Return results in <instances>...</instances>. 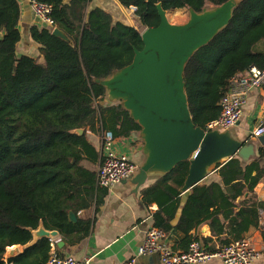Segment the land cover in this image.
<instances>
[{"label":"trees","instance_id":"trees-1","mask_svg":"<svg viewBox=\"0 0 264 264\" xmlns=\"http://www.w3.org/2000/svg\"><path fill=\"white\" fill-rule=\"evenodd\" d=\"M30 1L50 6L54 27L70 43L53 36L50 27L34 25L29 33L43 63L18 56L20 7L16 0H0V264H46L51 241L45 238L13 258H4L8 247L27 245L40 224L57 231L68 247L90 234L95 217L82 219L79 213L89 208L96 213L106 191L96 185V173L84 165L95 166L100 160L86 132L109 131L114 139H127L140 131L121 105L101 104L106 91L95 80L132 62L134 51L142 49L140 29L159 24L156 6L165 12L200 13L228 0H117L126 10L134 8L133 24L90 8L92 0ZM263 46L264 0H241L228 25L185 65L184 91L195 127L204 128L218 118L231 78L252 66L264 70ZM77 129L84 133H72ZM263 160L264 144L247 162L237 157L223 162L212 171L220 181L195 186L182 206L180 190L189 164L178 163L141 187L143 205L157 206L152 227L173 234L184 250L198 242L214 251L208 245L211 238L191 235L202 224L214 238L225 235L221 247L244 239L251 228H258L259 210H264V202L253 194L264 180ZM234 192L248 197L237 202L229 196ZM69 212L76 222H70ZM176 214L179 218L172 226ZM261 235L264 241V229Z\"/></svg>","mask_w":264,"mask_h":264},{"label":"water","instance_id":"water-1","mask_svg":"<svg viewBox=\"0 0 264 264\" xmlns=\"http://www.w3.org/2000/svg\"><path fill=\"white\" fill-rule=\"evenodd\" d=\"M240 1L228 0L218 7H205L200 13L189 9V20L182 25H171L158 4L159 24L140 34L142 49L134 51L132 62L105 79L95 80L106 91L101 104L118 103L140 127L144 161L135 175L127 179L135 192L148 179L167 174L178 163L187 161L188 172L180 190L182 206L192 189L203 183L215 167L232 157L247 162L256 156L257 148L249 139L239 141L230 130L205 132L195 127L184 91L183 72L187 61L228 25L233 8ZM52 35L70 43L57 28H53ZM72 133L82 135L84 130ZM257 140L263 145L264 135ZM68 214L70 222H76L74 214ZM42 238L57 240L58 249L64 246L57 231H47L40 224L32 231V240L22 248ZM17 255L18 246L5 251L6 258Z\"/></svg>","mask_w":264,"mask_h":264},{"label":"crops","instance_id":"crops-1","mask_svg":"<svg viewBox=\"0 0 264 264\" xmlns=\"http://www.w3.org/2000/svg\"><path fill=\"white\" fill-rule=\"evenodd\" d=\"M16 1L20 7L18 22L20 42L17 45L16 53L18 56L23 55L32 57L37 63L42 64L43 57L40 55L39 46L31 40L29 33L32 26L38 25L37 20L33 17L29 8L30 0ZM95 7L109 12L115 20L121 22H124L123 17L129 18L127 13L130 15L133 14V8L129 9V11L124 9L117 0H92L90 8ZM262 121H264V86L249 93L242 108L240 121L234 128L230 129V132L237 140L242 141L249 139L248 141L252 142L255 148H258L261 144L258 142V138L251 137V132ZM86 138L99 154L100 134L86 132ZM142 146L143 144L138 133H133L127 139H116L115 141V151L126 155L132 162L138 165V167H140L144 161V155L141 152ZM261 162L264 163V160ZM84 165L97 173L99 163L95 166H90L87 163ZM154 178H150L146 181L144 187L153 182ZM219 181L215 173L209 174L205 180L207 183ZM143 188H139L138 191L135 192L134 186L131 185L130 181L126 180L125 182V180H123L113 185L111 188L105 189L106 192L103 202L96 213L93 208L83 210L79 213V217L82 219L95 217V222L88 237L80 244L73 247H68L64 244L61 249H58L55 246L56 253L62 256L71 255L76 264H83L87 259H89V264H124L129 258L134 257L137 248L144 240L147 230L154 228L152 227L151 215L157 210L155 204L150 207H145L143 205L140 196ZM253 194L257 201L264 202V180H261L257 184ZM229 196L236 198L237 202L248 197L247 194H244L243 197H238L237 192ZM178 218L179 214H176L171 222L172 226L177 224ZM258 225V228H251L244 235V239H248L251 246L259 254V264H264V241L261 235V230L264 229V210H259ZM191 235L197 238H211L212 241L208 243V245L214 246V251L217 247H220L219 241L225 239V235L221 236L219 239L212 237L207 224H202L194 229ZM174 239L177 240L178 238L173 236V234L166 233V240L173 251L184 252L188 249L189 246L186 250L181 249L179 247V242H174ZM53 241H51V243H53ZM201 247L203 248L202 245ZM18 248L20 254L23 248L21 246H18ZM4 258L5 260L8 259L5 255ZM137 263L159 264V256L153 254L138 257ZM206 264L222 263L213 260Z\"/></svg>","mask_w":264,"mask_h":264},{"label":"built area","instance_id":"built-area-1","mask_svg":"<svg viewBox=\"0 0 264 264\" xmlns=\"http://www.w3.org/2000/svg\"><path fill=\"white\" fill-rule=\"evenodd\" d=\"M30 11L38 25L54 27L50 19V6L30 1ZM264 86V70L249 67L243 74L229 80L227 91L219 103L220 113L217 119L206 124L203 128L208 131H225L234 128L242 116V108L249 93ZM89 132V131H87ZM264 135V121L258 124L251 132V137L259 138ZM115 141L109 131L100 133L99 167L96 173V185L109 189L113 185L127 180L138 170V165L126 155L115 151ZM57 240L51 243L50 254L46 264H76L71 255H59L55 251ZM157 254L159 264H206L217 260L222 264H259V254L251 246L248 239L232 242L217 247L215 251L204 250L197 242L189 245L184 252H175L166 240V233L150 228L144 240L137 248L134 257L124 264H138L137 258ZM83 264H89V259Z\"/></svg>","mask_w":264,"mask_h":264},{"label":"rangeland","instance_id":"rangeland-1","mask_svg":"<svg viewBox=\"0 0 264 264\" xmlns=\"http://www.w3.org/2000/svg\"><path fill=\"white\" fill-rule=\"evenodd\" d=\"M206 7H208V6H206ZM208 8H211V7H208ZM127 14L129 16V18L123 17V20L126 23L133 24V22H132V16L129 13H127ZM166 16H167L168 22L171 25H182V24H186L188 22V20H189V14H188V12L186 10L166 12ZM143 30L144 29H140V32L142 33Z\"/></svg>","mask_w":264,"mask_h":264}]
</instances>
